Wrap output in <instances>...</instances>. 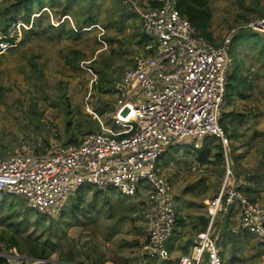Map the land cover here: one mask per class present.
I'll return each mask as SVG.
<instances>
[{"label":"rangeland","instance_id":"obj_1","mask_svg":"<svg viewBox=\"0 0 264 264\" xmlns=\"http://www.w3.org/2000/svg\"><path fill=\"white\" fill-rule=\"evenodd\" d=\"M151 1L154 0H44V5L34 10L24 42L3 55L0 158L13 153L25 140L40 152L65 143L68 127L79 140L91 131L125 129L113 117L119 82L149 44L145 45L139 34V9L150 8ZM209 1L213 41L219 45L230 40L233 58L241 60V67L255 88L250 97H236L223 106L222 111L233 112L239 122L234 139L226 138L223 143L211 137L212 146L222 143L224 160L201 165L197 152L189 146H170L164 151L158 172L173 186L179 215V223L166 243L171 257L151 259L140 252L148 234L143 205L148 185L141 186L133 196H121L127 205L122 215L104 212L95 221L87 219L82 224L70 220L66 213L74 195L62 207L44 215L31 210L23 197L9 194L8 203H17L19 210L29 211L25 228L17 231L25 240L46 243L47 250L52 251L50 258L45 259L47 263L68 264L61 255L72 250L82 260L99 243L106 257L112 259L105 264H177L180 255L191 254L192 239L205 230L206 224L199 216H205L206 202L220 191L229 170L230 182L264 206V60L259 55L261 48L258 53L250 44L263 37L246 36L239 31L264 19V0ZM16 3L6 0L0 6V27L17 18L25 20L24 6ZM66 6L69 9L65 12ZM82 11L93 12L89 27ZM233 64L234 61L232 67ZM233 131L234 127L230 129ZM213 151L218 152V148ZM248 188L250 191L246 192ZM106 193L112 195L113 189ZM4 197L1 194L0 200ZM233 208L219 214L213 229L222 262L260 264L264 259L262 247L254 234L240 229V214ZM3 213L0 207V244L4 249L7 243L2 237L11 228L2 219ZM21 243L26 255L28 248Z\"/></svg>","mask_w":264,"mask_h":264},{"label":"built area","instance_id":"obj_2","mask_svg":"<svg viewBox=\"0 0 264 264\" xmlns=\"http://www.w3.org/2000/svg\"><path fill=\"white\" fill-rule=\"evenodd\" d=\"M161 1L139 9L150 43L119 82L113 117L125 129L91 131L78 143L60 142L45 152L25 140L0 158V192L23 197L29 208L46 215L87 186L133 196L148 185L143 202L148 234L140 252L168 260L166 243L179 215L173 186L157 164L170 146H189L195 152L212 136L226 143L220 120L232 57L230 40L211 42L181 14L176 0ZM31 26L17 18L0 27V70L3 55L22 43ZM249 28L264 33V19ZM231 174L229 170L220 191L206 202V228L193 240L191 254L180 255L177 264H223L213 229L219 214L232 206L239 211L240 229L254 234L264 252V206L234 186ZM45 262L16 247L0 253V264Z\"/></svg>","mask_w":264,"mask_h":264},{"label":"trees","instance_id":"obj_3","mask_svg":"<svg viewBox=\"0 0 264 264\" xmlns=\"http://www.w3.org/2000/svg\"><path fill=\"white\" fill-rule=\"evenodd\" d=\"M17 3H20L24 6L26 11L25 20L27 22L30 21L31 15L34 13V10L36 8H41L44 5V0H16ZM16 3V4H17ZM151 7H156L162 4V1L160 0H154L151 1ZM176 5L181 14L187 17L189 22L208 40L215 43L213 41V34L210 30L212 19H213V12L210 6L209 0H176ZM15 6V5H12ZM69 9V6H66L63 8V11H67ZM80 14L83 16L86 21V26L91 25V17L93 15L92 11H88L87 13H84L83 11L80 12ZM80 22L77 23V25L80 27ZM51 28L54 27L53 25H49ZM72 30H70L71 32ZM239 31H242L246 34V36H253L257 34H261L263 38H261L257 42L250 43L251 47L256 49L259 53V49L261 48V53L259 55L263 57L264 60V33L256 32L252 28L247 29H240ZM69 32V31H68ZM140 37L142 38V42L147 45L150 43V38L143 32L139 33ZM24 42V41H23ZM260 43V46H259ZM230 54L232 57V62L234 61L233 67L231 64L230 71L228 73V82L226 86V95H225V104H231L232 101L238 97L241 99H246L250 97L254 92V83L252 78L245 74L242 67H241V60L240 59H234L232 56V50H231V44H230ZM101 74H104V71L101 69ZM221 120L220 123L223 127L225 137L228 140H232L236 137L235 127L236 124L239 123L237 121V117H234V113L229 112H223L221 113ZM69 124V123H68ZM234 127V131L230 132V129ZM68 137L65 143H78L80 142L79 139H77L73 132L69 130V127L67 128ZM211 137H207L205 139L203 147L199 148L195 152H197V161L201 165L212 163L213 160H224V152H223V145L220 143L217 145V147L212 146L211 144ZM214 148H218V152L214 153ZM39 151V150H38ZM165 153L161 156L160 161L158 162V169L161 165V161L164 157ZM165 164H168L169 162L165 158ZM93 189V193L90 196L91 200H89V191ZM241 189V188H240ZM107 190H101L98 188H94L92 186H87L84 188H81L76 194H74L73 199L74 202L69 208V211L66 213L69 215L70 220H74L76 224H82L87 219H94L95 221L97 218L100 217L104 212H110V213H117L122 215L126 209L127 205H125L124 199H122L124 195L121 192H118L116 189H113V194L110 195L106 193ZM250 191V189H246V192ZM4 195V193L0 192V195ZM8 194H5V197L0 200V207L4 209V213L2 214V219L7 222V225L11 228V231H8L7 235H4L3 242L7 243L6 247L7 249L11 247H16L19 251L23 252L22 245L24 242L25 245L28 248V252H26V255L34 257V258H42V259H49L51 256V250H47L46 243L37 242L33 239L25 240L20 235L18 229H23L26 226V222H28V210L21 211L17 207V203H8L6 201ZM115 196L118 197L115 199ZM122 196V197H121ZM124 197V198H125ZM251 198V197H250ZM252 200L256 201L255 199L251 198ZM25 201V200H24ZM27 203V202H26ZM19 204V203H18ZM144 205V203H143ZM28 206V205H27ZM32 210V209H31ZM92 221V222H93ZM179 223V220L177 224ZM8 236V237H6ZM6 240V241H5ZM103 246V245H102ZM2 245L0 244V251H4ZM101 244L96 243L93 246V253L91 255L86 254L85 258L80 260L77 255L74 253V251H69L68 253L62 254L61 259L63 262H66L68 264H74V263H81L84 264V262H87V264H105L107 261L112 260L109 257H106L105 250L102 251ZM25 254V253H24ZM39 264H49L47 262L45 263H39Z\"/></svg>","mask_w":264,"mask_h":264},{"label":"water","instance_id":"obj_4","mask_svg":"<svg viewBox=\"0 0 264 264\" xmlns=\"http://www.w3.org/2000/svg\"><path fill=\"white\" fill-rule=\"evenodd\" d=\"M199 219H200V221H201L203 224L207 222V218H206L205 216H203V215H200V216H199Z\"/></svg>","mask_w":264,"mask_h":264},{"label":"crops","instance_id":"obj_5","mask_svg":"<svg viewBox=\"0 0 264 264\" xmlns=\"http://www.w3.org/2000/svg\"><path fill=\"white\" fill-rule=\"evenodd\" d=\"M204 224H206V223H204ZM194 239H192V241H193Z\"/></svg>","mask_w":264,"mask_h":264}]
</instances>
